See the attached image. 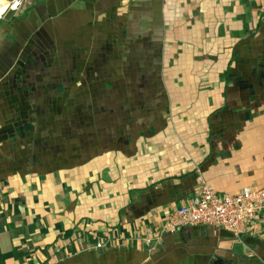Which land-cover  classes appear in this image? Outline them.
I'll list each match as a JSON object with an SVG mask.
<instances>
[{"label":"crops","instance_id":"1","mask_svg":"<svg viewBox=\"0 0 264 264\" xmlns=\"http://www.w3.org/2000/svg\"><path fill=\"white\" fill-rule=\"evenodd\" d=\"M262 1L170 0L167 36L162 0H45L6 16L0 264H264V213L241 237L199 224L147 242L200 177L219 193L264 186V80L222 75L235 54L252 71L264 60L259 43L235 51L259 40L243 30L259 29ZM119 2L128 10L116 15ZM57 29L67 45L53 85L50 60L32 57ZM164 42L167 71L155 63ZM222 51L231 57L223 64L203 59Z\"/></svg>","mask_w":264,"mask_h":264},{"label":"built area","instance_id":"2","mask_svg":"<svg viewBox=\"0 0 264 264\" xmlns=\"http://www.w3.org/2000/svg\"><path fill=\"white\" fill-rule=\"evenodd\" d=\"M30 0H0V24L9 13H19ZM40 1V0H39ZM264 213V186L245 187L234 193L217 192L203 177L199 186L184 205L169 209L163 225L147 230V242L162 241L163 234L174 233L181 227L209 224L241 237L251 231L254 221ZM104 248L103 242L96 244Z\"/></svg>","mask_w":264,"mask_h":264},{"label":"rangeland","instance_id":"3","mask_svg":"<svg viewBox=\"0 0 264 264\" xmlns=\"http://www.w3.org/2000/svg\"><path fill=\"white\" fill-rule=\"evenodd\" d=\"M43 1H45V0H40V1L39 0H30L28 5H27V7L28 6L32 7V6H35V5H39ZM168 1H170V0H162V5H161V8H160L161 9V16L163 14V18H164V20H163L164 22L163 23H165V24H163V27L165 28V32H166L165 36H167V35H169L171 33V28L174 26L172 23L170 24V22L165 18L166 12L169 9L168 8V5H169ZM126 10H128V8H126V4L124 2L123 3L119 2V4H117V6L115 8L116 15H119V14L121 15L122 12H124ZM259 10L260 11L263 10L262 15L260 16L261 17V21H260L261 23H260L259 29L258 30L255 29L257 24H253V25H249L248 29H244L243 30L244 37H246L251 31H259V35L257 36L258 38L256 37L259 40H253V41H251V39L246 40L242 44H240L236 48L235 51H239V48H241V47H244V50L246 49V47H249V48L255 47L256 43H259L261 51L264 50V42H263L264 41V1L261 2V6L259 5ZM103 16H106V17L108 16L107 10L103 11L102 13H100L99 20L101 21V23H105V21H106V20L102 21L101 18H103ZM126 20H127V23H126L125 19H123V18L120 19L119 21H122V23H123L122 26L123 27L128 25V28H129V26H130L129 23L130 22L128 23V19L127 18H126ZM252 26H253V28H251ZM57 32H58V34H56V35L52 34V38H51L50 42L49 41L46 42V44L44 46H42V47H37L36 48V54L32 57V59H34L35 62H38V61L40 62L41 61L40 65H43L42 63L48 65L47 64L48 60H50V63L53 65L52 72H48L46 74L51 75L52 78L50 79V77H48L46 80H48V82H51V80H52L53 85L58 84V82L60 81L58 78H59V76L62 73L56 67L58 65H60V57H61L60 53H61V51H63L62 48L67 45L66 44V39L61 37V34H60L61 30L57 29ZM176 33H177V31H174L172 34H176ZM255 35H256V33L254 32V34L251 33L249 36L251 38L252 36H255ZM177 36L178 35H175V37H177ZM186 36H189V34L187 32H186ZM176 39L179 41L178 38H176ZM71 41L74 42V39H71ZM69 42H70V40L68 41V43ZM107 42H108L107 40H102L99 43L106 44ZM165 44L166 43L164 42L163 47H162V50H163V55H162V58H161L162 62L160 63V61H161V59H160V61H155V63L157 64V67L161 66V69H162V66H163V68L165 67V70L167 71L169 69V66H167V65H168V63L171 64V62H172L171 59L172 58L169 55H168L169 58H166L167 55L166 54L164 55V50L166 49ZM214 47L218 49V46L217 47L214 46ZM89 49L90 48H88L87 45H84V50H89ZM165 52H167V49L165 50ZM213 53H214L213 55H216V56H211V58H208V56H205V57H203V59L205 61H207V62H211L213 64H217L218 65L219 64V60H221L222 64H223V62H225L226 59L229 60L231 58V57L229 58V56L227 58L226 54H224V51H222V55H219L220 53L218 54L216 52H213ZM237 55L238 54H235L234 58L232 60H230L229 63L227 62L229 64L228 70H227V72L225 71V72L222 73V75H224V78H226V79H228L230 81H231V79H234L236 81H239V79H241V80L247 81L248 83L251 82V80H254L256 78H258L259 80H264V60L263 59L256 61V64L258 65V68H257L258 70L252 71L251 70L252 68L249 69V64H247L250 61H248V60L246 61V59L244 61L243 60L241 61V58L240 59L237 58ZM68 60L70 61V62L69 61L68 62L71 63L72 66H73L75 61H73L72 58H69ZM242 65L245 66L244 69H240L239 66H242ZM39 69L41 70L42 67H40ZM218 72L219 71H217V70L212 72L211 76H212L213 79L217 78ZM195 73L199 74L197 72H195ZM195 73L193 74V76H196ZM163 74H164V72L161 75L159 74L157 78H161V80L164 81L165 77H163ZM188 74L189 73L184 75V80H187L188 77H190V76H188ZM240 76H242V78H240ZM149 82L150 83L151 82L155 83L153 79L151 81L149 80ZM163 83H165V82H163ZM183 91H187V90L185 88L177 89V92L179 93L178 97H182L183 98V97L186 96V95L182 94ZM52 110L53 111H51V114L55 113V114L59 115V112H55L54 108ZM101 110L102 111H106V109L104 107H101ZM42 121H43L42 119H38L36 121L35 120H31V122L30 121H24V123H27L30 127H33V126L37 127L38 124H40ZM172 122H173V120L171 121V123ZM84 126L85 125L83 124V127ZM72 127L75 128V125H72ZM75 140H76V135L75 136H69V145L75 144Z\"/></svg>","mask_w":264,"mask_h":264}]
</instances>
